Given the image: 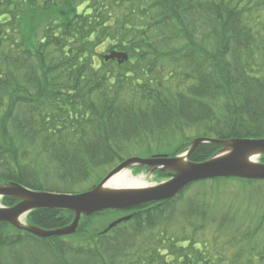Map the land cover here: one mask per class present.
I'll use <instances>...</instances> for the list:
<instances>
[{"label": "trees", "instance_id": "trees-1", "mask_svg": "<svg viewBox=\"0 0 264 264\" xmlns=\"http://www.w3.org/2000/svg\"><path fill=\"white\" fill-rule=\"evenodd\" d=\"M105 44L128 60L105 62ZM195 138H264V0H0V184L82 192L130 156L174 157ZM219 148L200 143L188 159ZM228 181L244 188L248 216L232 213L238 198H212L209 184L220 193ZM260 184L194 182L168 200L82 217L68 236L37 238L0 221V264H264ZM112 213L131 217L84 234ZM72 219L68 210L26 215L44 229Z\"/></svg>", "mask_w": 264, "mask_h": 264}, {"label": "water", "instance_id": "water-1", "mask_svg": "<svg viewBox=\"0 0 264 264\" xmlns=\"http://www.w3.org/2000/svg\"><path fill=\"white\" fill-rule=\"evenodd\" d=\"M104 58L116 59L118 63H122L128 56L125 52L111 51ZM207 142L217 144L221 148L201 162L187 160L198 144ZM263 153L264 138L228 140L195 138L188 150L179 156L167 157L164 154L149 157L130 156L111 169L97 185L79 193L33 191L14 182L0 184V198L10 197L18 200L13 206L0 205V221L39 238L70 235L75 232L81 217L106 210H128L168 200L197 181L225 177L264 180V163L257 161ZM133 166L147 167L148 172L158 169L166 173L168 178L138 188L106 186L113 176ZM35 209L68 210L72 211L74 216L70 224L56 229L23 225V217ZM130 217L131 215H126L112 221L103 232L122 221L129 220Z\"/></svg>", "mask_w": 264, "mask_h": 264}, {"label": "rangeland", "instance_id": "rangeland-1", "mask_svg": "<svg viewBox=\"0 0 264 264\" xmlns=\"http://www.w3.org/2000/svg\"><path fill=\"white\" fill-rule=\"evenodd\" d=\"M106 46H107V44L99 47V49H98V50L101 51V56H102V58L104 59L105 62L110 60V59H105L104 58L105 55L109 54L108 53L109 51H112V50L107 49ZM128 170L130 171L131 175H134V176H140L141 175L143 177V180L148 181L150 184L158 183V182H160V181H162L164 179V178H159L157 173L148 172V171H145L144 169H140L139 170V169H136V168H132V169L130 168ZM100 176H102V173L97 171V172L94 173L93 177L98 178ZM95 178H92V180L90 182H93L95 180ZM90 182H89V185H88V183L86 184L88 186L84 185V187L85 188L89 187L91 185ZM226 183L227 184L224 185L226 187L225 188L226 190L223 189V187H221L220 188V193H218L219 188L216 187V185L213 186V183L209 184L211 186V188L214 189V191H215L213 193L214 196L212 198L215 199V201H217V202H222V198H221L222 195H221V197L219 196L222 193L226 194L224 196H225L226 199L229 198L228 200H231L232 199L231 197L238 198L237 201H232V206H231L232 213L237 211L236 215H238L239 213H242V214L248 216V214H250L249 212H251L253 210V205L250 204V206H249V205H247L246 202L240 201V200L243 199L237 193V189H240V187H241L240 183H237L236 181H228ZM255 187L257 189H254L256 191H254V190L253 191H254V193L256 192L255 193L256 195L257 194L259 195V197L256 196L255 199H257V202L260 203L259 206H255L256 207L255 210H256V212H259L261 208H264V184H260V185H257ZM241 188L244 189L243 187H241ZM247 188H250V187H247ZM260 188H262L261 190L263 191V193L260 191ZM47 192H49V191H47ZM248 192H250V191H248ZM0 205H4L2 203V198H0ZM225 208H226V206H225ZM221 209L223 210L224 207H221ZM246 211H248V212H246ZM119 216H120L119 214L117 215V214H113V213L112 214L102 215L100 217H96L95 216L94 219L90 221V223H89L90 226H89L88 230L85 229L86 233H84V234L87 235V234H96V233L102 232V230L108 225V223L110 221H112L113 219H115L116 217H119ZM22 224L23 225L27 224L26 223V216L23 217ZM84 238H85V236H82L81 238L78 237V238L73 239V241L71 239H69V238H64L63 241L71 242L73 245H75V244H81L83 242ZM28 252H31V250H29ZM252 264H257V263L254 261Z\"/></svg>", "mask_w": 264, "mask_h": 264}, {"label": "bare ground", "instance_id": "bare-ground-1", "mask_svg": "<svg viewBox=\"0 0 264 264\" xmlns=\"http://www.w3.org/2000/svg\"><path fill=\"white\" fill-rule=\"evenodd\" d=\"M147 185H150L148 181L143 180V177L140 176H134L130 174L129 170H124L115 176H113L111 179L108 180L106 186L111 188H138V187H145Z\"/></svg>", "mask_w": 264, "mask_h": 264}]
</instances>
